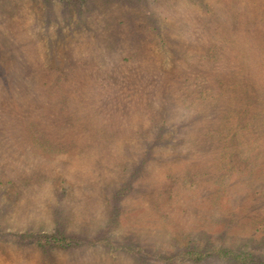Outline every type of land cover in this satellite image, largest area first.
<instances>
[{
    "label": "rangeland",
    "instance_id": "rangeland-1",
    "mask_svg": "<svg viewBox=\"0 0 264 264\" xmlns=\"http://www.w3.org/2000/svg\"><path fill=\"white\" fill-rule=\"evenodd\" d=\"M60 231L84 243L15 240ZM196 240L264 264V0H0V264Z\"/></svg>",
    "mask_w": 264,
    "mask_h": 264
},
{
    "label": "trees",
    "instance_id": "trees-1",
    "mask_svg": "<svg viewBox=\"0 0 264 264\" xmlns=\"http://www.w3.org/2000/svg\"><path fill=\"white\" fill-rule=\"evenodd\" d=\"M64 2H79V1H87V0H60ZM59 119H56L58 121ZM162 131V129L160 130ZM15 240L19 243L28 245V244H37L41 247L48 249H63L70 250L81 246L84 242L80 237L75 235H69L64 231L56 232V233H43L36 234L33 232H24L22 234H18L15 237ZM188 250H186L185 255L188 256L192 260V264L206 263V259L217 257L219 260L228 261L231 264H257V260L254 258V252L252 250L244 251L235 248H227L221 247L216 249L215 251L206 252L203 249V246L199 243V241L191 242L188 245ZM209 255V256H208ZM207 264V263H206Z\"/></svg>",
    "mask_w": 264,
    "mask_h": 264
}]
</instances>
